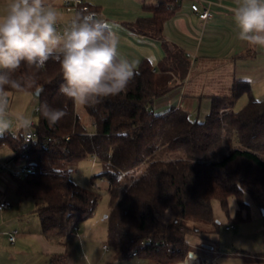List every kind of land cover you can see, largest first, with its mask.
<instances>
[{"label": "trees", "instance_id": "obj_1", "mask_svg": "<svg viewBox=\"0 0 264 264\" xmlns=\"http://www.w3.org/2000/svg\"><path fill=\"white\" fill-rule=\"evenodd\" d=\"M149 8L150 17L137 18L126 26L162 39L164 22L178 11L179 0H157ZM162 45L165 55L159 66L141 61L139 74L126 93L84 106L92 132L80 122L75 104L58 93L62 76L57 62L49 61L38 72L26 67L17 72L18 77L34 72L37 85L43 88L36 97L38 108L47 101L67 112L49 127L38 111L36 139L26 149L21 147V136H0V145H7L13 153L11 161L32 166L31 172L11 177L16 181L17 197L36 201L44 239L66 244L73 228L93 214L100 198L98 187L83 188L70 177V166L86 155L102 166L95 177L106 182L107 246L117 260L136 255L150 264L183 261L192 249L187 236L200 231L188 220L215 224L213 199L228 215V198L235 197L238 209L232 220L242 219L243 211L244 218L249 215L245 193L261 205L264 101L253 96L249 82L236 80L229 95L211 97L209 113L202 121L190 119L179 107L150 113L170 90L169 80L173 76L182 80L189 65L181 50L163 40ZM242 95L247 99L236 110L234 105ZM234 140L237 145H232ZM170 210L171 220L160 219V214ZM65 261L66 253L50 255V264Z\"/></svg>", "mask_w": 264, "mask_h": 264}, {"label": "crops", "instance_id": "obj_2", "mask_svg": "<svg viewBox=\"0 0 264 264\" xmlns=\"http://www.w3.org/2000/svg\"><path fill=\"white\" fill-rule=\"evenodd\" d=\"M85 1L98 7L96 14L103 17L100 5H95L94 0ZM193 2L202 9H209L212 15L201 19L190 7ZM141 3L135 11L138 14L135 18L112 22L113 30L120 37L121 56L139 62L146 60L153 67H157L165 55L163 40L170 48L181 50L189 61L187 74L182 80L175 76L169 80L171 88L160 101L163 104L166 97L174 96L176 102L165 111L179 107L187 111L190 119L202 121L209 113L211 97L229 95L236 80L249 82L253 96L264 101V49L238 40V29L232 18L235 0H179L178 11L164 22L162 39L136 33L126 26L137 18L150 17L152 13L149 6L155 5L157 0ZM52 4L62 9L60 0ZM65 14L60 20L70 17L68 13ZM245 97L247 99L246 95ZM153 110L157 113V109L153 107ZM200 114L202 117H198ZM234 145H237L236 140ZM12 154L6 159L9 161L7 171H0V199H9L12 202L11 208L0 210V235L4 236L0 238V244L2 240L9 242V231L16 229L17 235L20 234L16 227L11 229L8 225H17L22 221V213L27 205L24 201L27 198H19L15 194L16 181L11 177L10 171L18 163L10 160ZM9 194L16 196L18 202L15 203ZM246 195L248 194H244V200L248 205V217L244 218L246 213L243 211L242 219L232 220L238 209L236 204L233 211L228 209L223 223L220 220L215 224L201 222L202 229L198 233L188 235L187 239L192 246L198 248L191 249L194 258L177 264H205L209 261L211 264H264V202L259 205L249 195V199L245 198ZM78 231L77 226V234ZM202 237L209 239L211 246L200 245ZM16 242L17 237L11 244ZM43 253L50 254L45 250ZM1 264L17 263L6 261Z\"/></svg>", "mask_w": 264, "mask_h": 264}, {"label": "clouds", "instance_id": "obj_3", "mask_svg": "<svg viewBox=\"0 0 264 264\" xmlns=\"http://www.w3.org/2000/svg\"><path fill=\"white\" fill-rule=\"evenodd\" d=\"M232 14L238 40L264 49V0H235ZM59 21L60 13L48 0H4L0 7V136H31L32 116H13L10 108L14 94L29 90L36 97L42 94L34 72L49 61L59 64L58 93L77 106H95L126 93L139 74V60L121 56L120 37L103 17L77 13L62 30ZM22 67L33 74L18 77ZM37 111L49 127L67 115L64 108L47 101ZM189 256L194 258V253Z\"/></svg>", "mask_w": 264, "mask_h": 264}, {"label": "rangeland", "instance_id": "obj_4", "mask_svg": "<svg viewBox=\"0 0 264 264\" xmlns=\"http://www.w3.org/2000/svg\"><path fill=\"white\" fill-rule=\"evenodd\" d=\"M58 0H48V3L55 7L60 13V19H63L65 12L52 4ZM153 0H94L95 5H100L102 9V16L110 24L117 20H129L135 18L136 10L145 3ZM4 0H0V7L3 6ZM161 98L154 105L157 113H163L171 104L174 105L176 98L166 97L163 104ZM246 101L245 95L241 96L235 103L234 108L237 110L241 108ZM37 98L32 92H25L22 94H14L10 111L13 116L18 114H30L34 121L37 120V115L34 110L37 107ZM76 114L80 122L87 131L92 132L94 127L90 117L86 114L84 106L75 105ZM198 117H202L200 114ZM237 142V141H236ZM234 145V142L233 144ZM225 151V150H224ZM11 149L3 144L0 145V163H9L7 157L11 156ZM70 168V177L79 186L87 189H94L95 185L99 189L100 198L93 214L86 220L78 224V234L70 235L66 240V244H57L52 239L46 240L41 235L40 223L37 213L35 212L36 201L32 198L24 199L26 206L23 210V219L17 225H8L11 229L16 227L20 234L17 235V242L11 244L8 241L2 240L0 244V264L6 261H14L17 264H50V255L55 253H66V261L64 264H149L147 259L142 256H133L124 260H117L113 257V252L107 246V214L109 211V196L106 190V182L103 177H95L102 170V166L97 159L91 155H86L84 158L73 163ZM2 171H7L3 168ZM261 194V202H264V193ZM10 195V194H9ZM14 198V202H18L16 196L10 195ZM248 198V195L245 198ZM23 200V199H22ZM245 201V200H244ZM246 202V201H245ZM236 199L234 196L228 198V209L233 211L236 208ZM212 216L216 221L223 223L227 214L220 208L219 202L213 199ZM160 219L169 221L172 219V211L160 214ZM201 220L190 219L188 223L190 226H195L202 229ZM21 223V224H20ZM4 236L0 235V238ZM189 236H187V239ZM190 243V242H189ZM201 244L210 245L212 242L202 237ZM107 248H104V246ZM191 245V244H190ZM192 249L198 248L192 246ZM201 246H199L200 248ZM46 248H49L46 250ZM48 251L50 254H44L43 251ZM190 260L188 255L185 260ZM175 264V263H174Z\"/></svg>", "mask_w": 264, "mask_h": 264}, {"label": "built area", "instance_id": "obj_5", "mask_svg": "<svg viewBox=\"0 0 264 264\" xmlns=\"http://www.w3.org/2000/svg\"><path fill=\"white\" fill-rule=\"evenodd\" d=\"M60 5H61L63 11L70 15V17L67 20H60L59 21L58 28L60 30H62L64 26L68 25L77 13H80V14H88L90 12L96 13V11H94L92 9L91 5L88 4L85 0H60ZM190 7L194 12H196L198 14V16L201 19H207L212 15V13L209 9H207V8L202 9L195 2L191 3ZM37 109H38V107H36L34 110L35 114H38ZM149 112L153 113L154 110L150 108ZM34 126H35V121L33 120V128H32V132H31V136L24 137L23 135H20L22 137V142H21L22 149H26L29 144H31L33 141H35L36 133H35ZM9 135L12 136L11 134H9ZM7 165H8L7 162L6 163H0V170L3 168H6ZM31 171H32V166H27V165L22 163L20 165H17L15 168H13L10 171V174L13 177H19V176H22V175L29 173ZM11 207H12V202L9 199H0V210L9 209ZM72 234H75V235L77 234V227L73 228ZM7 235H8L9 242L14 243L16 240V237H17V230L13 229V230L9 231L7 233ZM104 248H107V246H104ZM205 264H211V261H209V263L207 262Z\"/></svg>", "mask_w": 264, "mask_h": 264}, {"label": "water", "instance_id": "obj_6", "mask_svg": "<svg viewBox=\"0 0 264 264\" xmlns=\"http://www.w3.org/2000/svg\"><path fill=\"white\" fill-rule=\"evenodd\" d=\"M262 213H264V209H262ZM189 253H192L191 251L188 252V257L191 258L192 256H189Z\"/></svg>", "mask_w": 264, "mask_h": 264}, {"label": "bare ground", "instance_id": "obj_7", "mask_svg": "<svg viewBox=\"0 0 264 264\" xmlns=\"http://www.w3.org/2000/svg\"><path fill=\"white\" fill-rule=\"evenodd\" d=\"M177 264V263H176Z\"/></svg>", "mask_w": 264, "mask_h": 264}]
</instances>
